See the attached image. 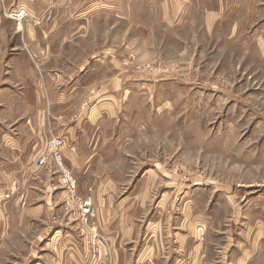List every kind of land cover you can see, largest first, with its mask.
<instances>
[{
    "label": "rangeland",
    "instance_id": "1",
    "mask_svg": "<svg viewBox=\"0 0 264 264\" xmlns=\"http://www.w3.org/2000/svg\"><path fill=\"white\" fill-rule=\"evenodd\" d=\"M117 7L128 11L130 23L109 14L93 18L69 48H57L69 59L64 70L78 71L94 55L113 60L116 85H122L118 95L124 88L132 92L122 97L117 117L133 134L137 126L133 146L123 151L133 156L118 160L119 169L137 175L158 164L163 175L150 180L158 189L152 203L165 193L158 219L183 216L186 208L196 219H209L202 240L209 256L199 258L201 264H222L227 226L232 224L231 236L240 232L236 219L264 223V0H111L105 10ZM108 76L93 74L84 82L94 88L113 78ZM37 160L36 168L49 166L58 177L51 159L44 165ZM88 192L78 190L81 196ZM28 202L24 192L0 241V264H29L40 248L38 236L48 231V221L25 214ZM62 208L61 217L70 216ZM72 220L79 234L80 224ZM247 225L240 233L252 243L258 233ZM259 254L255 264H264V244Z\"/></svg>",
    "mask_w": 264,
    "mask_h": 264
},
{
    "label": "crops",
    "instance_id": "2",
    "mask_svg": "<svg viewBox=\"0 0 264 264\" xmlns=\"http://www.w3.org/2000/svg\"><path fill=\"white\" fill-rule=\"evenodd\" d=\"M90 1L0 0V241L5 240L10 216L26 192L29 202L25 214L48 221V231L38 236L40 248L29 264H94L79 237L75 218L60 215L64 213L63 190L58 177L49 166H35L46 140L59 135L67 140L63 159L77 180L79 192L92 190L94 221L103 243L99 264H201L199 256L208 255L202 240L209 219H196L187 208L183 216L179 213L174 219H158L165 193L161 190L152 203L158 189L150 181L163 175L158 164L144 167L137 175L119 169L118 160L133 156L123 151L133 146L137 126L132 127L133 134L120 115L117 117L122 97L132 92L124 88L118 95L122 85H116L120 74L113 60L94 55L78 71L64 70L69 59L57 48H69L93 18L103 20L109 14L124 25L131 21L122 7L106 12L111 0H93V5ZM22 5L29 17L17 25L10 13ZM48 11L50 21L35 22ZM98 73L113 78L87 87L84 79L93 74L102 76ZM89 88L91 93L87 94ZM141 94L133 91L134 96ZM12 179L19 185L16 195L3 199L1 195L12 189ZM50 219L59 222L51 223ZM247 224L258 233L252 243L242 236ZM234 226L242 234L229 236L232 224L222 232L226 242L219 253L225 256L222 264H255L264 244V223L239 218Z\"/></svg>",
    "mask_w": 264,
    "mask_h": 264
},
{
    "label": "built area",
    "instance_id": "3",
    "mask_svg": "<svg viewBox=\"0 0 264 264\" xmlns=\"http://www.w3.org/2000/svg\"><path fill=\"white\" fill-rule=\"evenodd\" d=\"M10 16L16 22L17 25H21L22 22L29 17V12L26 7L18 6L14 9ZM51 14L48 11L43 17L36 18L35 22L40 23L42 20L49 21ZM67 145V140L64 136H50L46 142L43 153L37 160L38 165H44L51 159L55 165L58 179L62 183L63 190V203L64 210L69 212L75 219L78 220L79 236L82 242L88 250L90 260L94 264H99V249L102 243V239L98 233L96 224L93 221L95 208L93 204L92 194L90 192L83 196L78 194L77 181L73 176L70 169H68L64 163L62 149ZM12 189L6 191L1 195L3 199H10L16 191V185L12 184Z\"/></svg>",
    "mask_w": 264,
    "mask_h": 264
}]
</instances>
